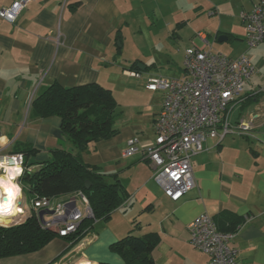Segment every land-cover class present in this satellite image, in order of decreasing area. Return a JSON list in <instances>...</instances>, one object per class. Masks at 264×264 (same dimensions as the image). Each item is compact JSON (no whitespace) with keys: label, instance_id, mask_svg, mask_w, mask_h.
<instances>
[{"label":"crops","instance_id":"crops-1","mask_svg":"<svg viewBox=\"0 0 264 264\" xmlns=\"http://www.w3.org/2000/svg\"><path fill=\"white\" fill-rule=\"evenodd\" d=\"M11 2L0 0V8ZM254 3L209 0L210 11L222 16L215 39L226 35L221 42L245 45L238 54L226 55L236 58L247 53L257 68L245 87L244 101L232 115L234 123L250 121L252 129L248 135H228L221 142L208 139L205 150L192 159L196 186L177 202L154 181L150 159L141 153L124 155L134 136L142 147L155 140L154 124L164 93L148 90V77L179 78L184 73V65L179 77L164 73L173 63L151 50L150 61L140 56L125 65L122 58L135 15L162 6V1L33 0L15 22L0 18V145L7 152L28 145L36 152L30 162L38 163L51 160L57 150L75 153L61 117L38 115L33 101L55 83L72 88L97 82L113 92L118 132L94 142L83 159L107 182H119L126 194L111 217L97 221L76 244L57 236L37 252L7 257L0 264H125L111 246L129 233L153 238L155 264H210L209 255L191 244L188 230L202 213L209 214L218 228L235 231L232 246L241 264H264V42L248 48L240 18V12L251 10ZM114 88L121 98H116ZM13 183L21 193L14 200L16 206L17 199L26 198L21 181ZM23 209L29 214L32 205L26 201Z\"/></svg>","mask_w":264,"mask_h":264},{"label":"built area","instance_id":"built-area-1","mask_svg":"<svg viewBox=\"0 0 264 264\" xmlns=\"http://www.w3.org/2000/svg\"><path fill=\"white\" fill-rule=\"evenodd\" d=\"M33 0H12L0 8V18L15 22ZM240 18L246 28V43L254 48L264 42V0H255L251 10L241 11ZM204 47L186 49L183 75L179 78L162 75L148 77L146 88L164 93L163 105L155 120V140L142 147L136 136L128 140L125 156L141 153L151 160L153 179L172 200H181L196 186L192 159L205 150L208 139L221 142L228 135H248L250 121H232L234 110L244 101L247 83L257 71L252 57L243 53L236 58ZM140 77L137 71H127ZM13 157L16 159L13 160ZM22 158V161H21ZM0 177L16 182L25 171V157L12 153L0 145ZM20 167L23 172L15 175ZM6 193L0 187V201ZM125 202L124 205H126ZM26 200L17 199V213L8 224H20L35 216L40 226L52 230L59 237L76 233L84 219H94L88 197L80 190L66 198L36 197L32 209L24 214ZM10 212V209H9ZM44 212V215H41ZM191 244L210 257V264H241L238 251L232 246L234 232L219 230L214 219L202 213L188 224Z\"/></svg>","mask_w":264,"mask_h":264},{"label":"trees","instance_id":"trees-1","mask_svg":"<svg viewBox=\"0 0 264 264\" xmlns=\"http://www.w3.org/2000/svg\"><path fill=\"white\" fill-rule=\"evenodd\" d=\"M116 107L112 90L97 82L72 88L55 83L33 101V108L41 116L56 114L61 117L62 129L72 141L76 152L57 150L51 160L38 163L30 162V157L36 152L28 145H19L12 151L24 154L25 171L20 181L23 191L32 200L41 196L68 195L80 190L88 197L95 218L84 219L76 233L64 237L72 244L83 239L96 221L109 219L126 200L119 182H107L97 167L87 164L83 159V154L90 150L94 142L117 134L114 128ZM36 165H41L38 172L29 171V168ZM86 181L91 182L90 188L85 187ZM57 236L56 232L43 229L34 215L20 224L0 225V261L11 256L37 252ZM154 247L155 242L151 236L140 237L129 233L115 242L111 249L122 256L125 264H155Z\"/></svg>","mask_w":264,"mask_h":264},{"label":"rangeland","instance_id":"rangeland-1","mask_svg":"<svg viewBox=\"0 0 264 264\" xmlns=\"http://www.w3.org/2000/svg\"><path fill=\"white\" fill-rule=\"evenodd\" d=\"M161 1L162 6L149 7L133 18L134 25L129 32L130 35H127L126 45L123 48L122 58L125 65H130L140 56H146L144 59L150 61L151 50L156 56L167 58L173 63L172 70H164V73L179 77L180 68L184 65L186 49L194 46L204 47L205 42L202 37L209 41V48L216 52L236 55L244 48L245 45L239 41L220 42L215 39L222 16L220 11L212 15L209 0ZM114 89L116 98H121L119 90ZM236 112L237 109L234 110L233 116ZM24 196L27 205L31 206L32 197L28 193Z\"/></svg>","mask_w":264,"mask_h":264},{"label":"clouds","instance_id":"clouds-1","mask_svg":"<svg viewBox=\"0 0 264 264\" xmlns=\"http://www.w3.org/2000/svg\"><path fill=\"white\" fill-rule=\"evenodd\" d=\"M16 158L13 157V160H15ZM22 161V158H21ZM0 167H6L5 164L0 163ZM8 168L6 167V170ZM23 172V169L20 167H17L15 169V175H19ZM0 184H2L3 188L5 189V191L7 192L8 195V200L6 203H0V214H11L9 212V207L10 205L14 202L15 197H16V192L14 190V186L9 184V183H3V181H0Z\"/></svg>","mask_w":264,"mask_h":264},{"label":"bare ground","instance_id":"bare-ground-1","mask_svg":"<svg viewBox=\"0 0 264 264\" xmlns=\"http://www.w3.org/2000/svg\"><path fill=\"white\" fill-rule=\"evenodd\" d=\"M8 178H9V177H8ZM8 178H7V179H8ZM7 179L3 180V182H4V183H9V184H11V185L14 186V190H15V192H16V197H15V199L18 198V197L20 196V194H21V193H20V188H19V186H18L16 183L11 182L10 178H9V180H7ZM1 185H2V184H0V187H1ZM4 192L6 193V200H4V202L0 201V203H6L7 200H8V195H7V192L5 191V189H4ZM9 209H10V213H11V214H0V218H1L2 221H4V222H11L10 220H12V217L15 216L16 213H17V209H16V206L14 205V202L10 205ZM1 219H0V220H1Z\"/></svg>","mask_w":264,"mask_h":264},{"label":"water","instance_id":"water-1","mask_svg":"<svg viewBox=\"0 0 264 264\" xmlns=\"http://www.w3.org/2000/svg\"><path fill=\"white\" fill-rule=\"evenodd\" d=\"M218 40L220 42L221 41H224V40H227V36L226 35H221ZM1 137H2V131L0 129V138ZM40 168H41V165H36V166H33V167L29 168V171L35 173V172H38L40 170ZM90 186H91V182L90 181H86L85 182V187L86 188H90ZM4 200H6V196L4 197ZM41 215L43 216L44 215V212H41ZM13 225H16V224H10L9 226H13Z\"/></svg>","mask_w":264,"mask_h":264}]
</instances>
